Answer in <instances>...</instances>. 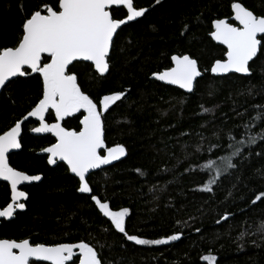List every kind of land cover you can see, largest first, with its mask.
I'll return each mask as SVG.
<instances>
[{"label":"trees","instance_id":"1","mask_svg":"<svg viewBox=\"0 0 264 264\" xmlns=\"http://www.w3.org/2000/svg\"><path fill=\"white\" fill-rule=\"evenodd\" d=\"M44 2L50 0H0V47L16 44L22 23ZM232 2L134 0L138 9L147 11L118 30L110 72L101 77L84 62L72 67L93 97L125 93L105 112L104 142L105 147L123 145L126 154L88 176L92 194L109 202L112 210L129 208L126 228L131 234L156 239L179 231L181 238L167 245L126 241L99 212L91 194L77 191L79 182L66 166L48 163L42 150L55 140L50 133H33L39 121L29 117L22 124L20 151L9 156V163L41 179L20 189L28 194L26 207L0 222V239L46 245L84 240L97 247L102 264H208L202 257L209 254L216 257L214 264H264V236L257 231L264 224V203L250 202L264 191V140L242 146L243 156L232 157L237 167L222 172L212 192L202 191L215 175L204 166L210 159L219 164L230 155V148L218 151V146L235 143L233 133L245 140L249 134L264 136V118L250 119L264 105V55L250 63L247 77L209 74L211 64L225 51L210 39L211 22H230ZM242 3L256 14L264 13V0ZM112 12L114 18L126 20V9ZM174 54H190L199 62L202 78L191 94L150 79L154 72L171 67ZM41 89L34 73L8 83L0 95V129L22 119ZM46 119L55 122L54 112L50 110ZM80 119L76 113L61 123L78 131ZM244 122L253 127L240 136L238 126ZM9 202L10 187L0 182V210ZM226 213L234 215L227 222L220 220ZM241 232L248 233L243 240L238 239ZM74 260L77 264V255Z\"/></svg>","mask_w":264,"mask_h":264},{"label":"snow or ice","instance_id":"2","mask_svg":"<svg viewBox=\"0 0 264 264\" xmlns=\"http://www.w3.org/2000/svg\"><path fill=\"white\" fill-rule=\"evenodd\" d=\"M159 3V0H157ZM120 6L126 9L125 19L114 18L112 8ZM231 19L216 18L211 22L209 35L213 41L224 45L223 57L216 59L210 67L213 76L222 74L251 75V64L258 55H264V13L256 14L244 6L242 0H233L230 5ZM147 9L137 8L134 0H50L37 5L36 9L22 23L19 39L13 46L0 47V95L12 78L27 77L37 74L42 82L41 95L27 111L22 119L15 120L6 130L0 129V180L10 186V202L0 210V218H12L16 210L26 207L24 200L27 193L19 186L25 182L39 181L40 175H29L17 170L9 163L11 150L21 148L22 124L29 117L36 118L39 126L31 128L33 133H51L55 143L42 151L48 154V163L57 160L66 163L68 170L78 178V192L91 194V200L99 212L108 220L123 238L135 245H167L178 241L182 233L174 231L162 238L146 239L138 234H131L126 228V217L129 208L112 210L109 202L92 194L88 174L90 170L125 156V147L116 144L105 147L104 116L111 105L121 101L125 93L117 91L102 97H93L84 90L79 82L80 74L74 72V62H90L87 66L94 69L101 77L110 72L111 50L115 47L118 30L127 21H133L146 14ZM171 67L153 73L156 80L179 89L193 93L202 78L199 62L190 54H174L171 56ZM211 94V93H210ZM11 99V97H9ZM204 112L210 109L201 106ZM251 120L264 118V105ZM53 111L55 122L49 123L46 114ZM76 113L82 115L79 130H72L62 125L66 117ZM239 127V135L244 136L253 127L244 122ZM231 145H220L217 150L227 146L230 155L224 156L219 164L209 160L204 166L214 171L202 191L212 192L213 185L218 182L221 173L235 169L237 164L232 157H242V146L256 144L257 139L264 136L247 135V139H238ZM101 149L104 154H101ZM199 152L200 149L198 148ZM264 155V153H261ZM203 158V157H202ZM141 176L145 173L137 169ZM207 174V173H205ZM231 195V194H230ZM264 203V191L255 195L250 202ZM234 214L226 213L220 217L225 222ZM220 220L217 223H220ZM200 231V229H196ZM264 236V224L257 229ZM247 232H241L238 239L243 240ZM103 247V245H101ZM78 249V264H102V257L97 247L84 240L76 243H33L29 239H0V264H30V261H48L50 264H75L74 250ZM208 264H214V255L202 257Z\"/></svg>","mask_w":264,"mask_h":264},{"label":"water","instance_id":"3","mask_svg":"<svg viewBox=\"0 0 264 264\" xmlns=\"http://www.w3.org/2000/svg\"><path fill=\"white\" fill-rule=\"evenodd\" d=\"M118 7H120V6H113V8H118ZM231 14H232V10H231ZM230 22H232V23H236L234 20H232V19H230ZM210 39H211V37H210ZM212 40V39H211ZM212 42L215 44V45H217V46H220V47H222L225 51H226V48H225V46L224 45H221V44H219L218 42H216V41H213L212 40ZM255 59V58H254ZM170 61H171V59H170ZM77 62H83V61H77ZM75 63V62H74ZM84 63H87V64H90V62H84ZM251 63V62H250ZM172 66V65H171ZM94 70V69H93ZM98 74V73H97ZM209 74L212 76V77H223V76H227V75H230V74H222V75H220V76H213V74H211V72H210V69H209ZM99 75V74H98ZM235 75H238V76H242L241 74H235ZM243 77V76H242ZM18 78V77H17ZM16 78H12V81L13 80H15ZM150 79L151 80H154V81H157L159 84H162V85H165V86H169V87H172V88H176V89H178V90H180L182 93H184V94H186V95H188V94H191V93H188V92H186L185 90H182V89H179L178 88V86H175V85H169V84H166L165 82H161V81H158V80H156L155 79V77L153 76V74L150 76ZM8 84V83H7ZM50 135L52 136V134L50 133ZM53 138H54V140H55V137L54 136H52ZM20 151V149H14V150H11L10 151V153H9V156L10 155H12V154H15V153H17V152H19ZM44 154H47V153H45L44 152ZM48 155V154H47ZM57 162H59V163H62L63 165H65L66 166V168H67V165H66V163L65 162H63V161H59V160H57ZM68 169V168H67ZM99 169V168H98ZM98 169H94V170H90V172H89V174H88V176L90 175V174H92L93 172H95V171H97ZM70 172V171H69ZM70 174L73 176V177H75L74 176V174H72L71 172H70ZM76 178V177H75ZM77 180H78V178H76ZM40 181V180H39ZM39 181H33V182H25V183H23L22 185H20L19 186V188L21 189V188H23V187H26V186H30V185H33V184H36V183H38ZM0 182H2V183H5V184H7L8 185V183L6 182V181H3V180H0ZM9 186V185H8ZM10 187V186H9ZM2 210V209H1ZM9 218H0V222L1 221H3V220H8ZM78 249H75L74 250V253H75V255H77L78 256ZM74 255V256H75ZM31 262H36V263H44V264H50V262H48V261H34V258H33V260H31L30 261V263ZM71 262V261H70ZM69 262V263H70ZM78 264V263H77Z\"/></svg>","mask_w":264,"mask_h":264},{"label":"rangeland","instance_id":"4","mask_svg":"<svg viewBox=\"0 0 264 264\" xmlns=\"http://www.w3.org/2000/svg\"><path fill=\"white\" fill-rule=\"evenodd\" d=\"M31 118H33V117H31ZM34 119H36V118H34ZM37 120V119H36Z\"/></svg>","mask_w":264,"mask_h":264}]
</instances>
